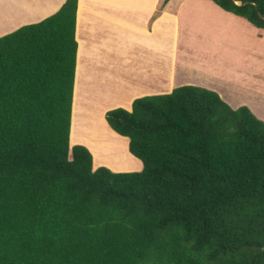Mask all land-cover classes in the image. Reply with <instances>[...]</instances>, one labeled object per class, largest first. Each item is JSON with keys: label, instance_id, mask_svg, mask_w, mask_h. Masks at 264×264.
<instances>
[{"label": "trees", "instance_id": "16d2710c", "mask_svg": "<svg viewBox=\"0 0 264 264\" xmlns=\"http://www.w3.org/2000/svg\"><path fill=\"white\" fill-rule=\"evenodd\" d=\"M211 1L264 29V0ZM75 18L0 36V264H264V122L179 85L105 113L140 170L94 168L69 145Z\"/></svg>", "mask_w": 264, "mask_h": 264}, {"label": "crops", "instance_id": "0c3cea01", "mask_svg": "<svg viewBox=\"0 0 264 264\" xmlns=\"http://www.w3.org/2000/svg\"><path fill=\"white\" fill-rule=\"evenodd\" d=\"M64 1L0 0L1 5L12 6V13L8 15L0 11V36L53 14ZM197 9L202 16L196 17ZM217 35L221 38L214 41ZM74 36L77 48L69 143L85 145L92 152L94 168L103 165L112 171H138L142 162L128 152V141L124 136V147L130 158L126 157L122 163L120 155L115 154L125 152L116 151L113 143L102 140V132L98 141L108 157L125 166L115 168L106 160L97 161L90 143L97 137L98 130L76 137L73 131L75 118L81 131L86 132L89 128L81 122L80 115L91 118V111L100 108L99 115L105 127L116 136L104 121L105 110L119 105L129 110L134 97L161 93L156 87L158 71L164 73L161 75L168 86L165 93L175 86L173 78L178 71L187 76L182 84L216 91L232 108L244 105L254 115L257 109L264 111V29L223 10L211 0H168L165 3L164 0H76ZM204 37L213 40L204 41ZM203 43L212 44V50L204 48L206 55L213 53L205 60L210 67L219 64L231 74L235 61L252 69L245 76L252 79L245 86L251 85L250 98L236 102L223 96L221 86L228 84L231 76L226 78L214 70H203L200 54L189 50V47L200 49ZM221 50L230 60L219 62L214 59ZM239 51L245 52L240 60L237 59ZM232 84L235 91H247L236 82Z\"/></svg>", "mask_w": 264, "mask_h": 264}, {"label": "rangeland", "instance_id": "374dc122", "mask_svg": "<svg viewBox=\"0 0 264 264\" xmlns=\"http://www.w3.org/2000/svg\"><path fill=\"white\" fill-rule=\"evenodd\" d=\"M4 5H1L0 4V8H1V10L0 11H2L1 12V14H4V15H8V13H12V6L10 7V6H8L6 3H3ZM216 7V6H215ZM197 13L195 14L196 15V17H199V16H202L201 14H200V11H199V9H197V11H196ZM138 16V15H137ZM139 17V16H138ZM221 33V32H220ZM218 37H217V39L216 40H214V41H218L220 38H221V36L220 35H217ZM208 41V40H213L211 37H204V41ZM182 43H183V39L182 40H180V45H182ZM203 46H202V48H195L194 49V47H189V50H191L192 52H197V53H199L200 55L199 56H201L202 57V60H203V63H202V66H201V68L203 69V70H214L216 73H219V74H221L223 77H226V78H229L230 76V78H229V82H228V84H224V85H222L221 86V90H223V91H221V93H224V95L223 96H225L228 100H235L236 102H239L240 100H242V99H248V98H250L249 97V90H250V88H251V85L250 86H248V87H245V86H247L249 83H250V81L252 82V79H250V78H248L247 79V77H245L246 75H249L250 73H251V71H252V69L251 68H245V67H243L241 64H238V63H236L235 61L232 63V66H233V68H232V70H231V74H230V72L227 70V69H225V68H223V67H221L219 64H218V66L217 65H215V67H210L206 62H205V60L207 59V57H211V56H213V53H210L209 55H206V51H205V49L204 48H207V49H210L211 48V50H212V44H211V46H210V44H205V43H203L202 44ZM222 49L223 50H225V48H223L222 47ZM222 52V50L220 51V54H215L214 55V59L215 60H218L219 62L220 61H226V60H230V57H227L225 54H223V53H221ZM242 55H245V52H243V51H239L238 52V55H237V59H241L242 58ZM234 58H236V57H234ZM198 63H200V61H198ZM197 63V64H198ZM161 74H164L163 72H160V71H158V76H157V89H158V91H160L161 93H165L166 92V89L168 88V86H167V83L165 82V78L161 75ZM174 81H173V84L175 85V86H178V85H181L182 84V82H184L186 79H187V76L185 75V74H182V73H180V72H178V71H176L175 72V76H174ZM130 80L132 81L133 79L132 78H130ZM232 82H236L237 83V85L238 86H243V87H245V89L247 90V91H235V88L233 87V84H232ZM183 85V84H182ZM173 86V85H172ZM174 86V87H175ZM174 87H172V88H174ZM171 88V89H172ZM108 92H110V91H108ZM216 92V91H215ZM150 94H152V93H150ZM141 96H144V95H141ZM137 97H140V96H136V97H134L133 99H132V101L135 99V98H137ZM132 101H131V103H132ZM72 104V103H71ZM116 107H122V108H124V106L123 105H119V106H116ZM116 107H112V108H108V109H106L105 110V112H104V121H105V123L108 125V123H107V121H106V119H105V113H106V111L107 110H109V109H113V108H116ZM126 109V108H125ZM128 109V108H127ZM99 110H100V108H95V109H93L92 111H91V114L93 115L91 118H88V116L87 115H85L84 117H82L81 115H80V117H81V122H84L86 125H87V127L89 128V129H87V131L86 132H82V134H84V135H86V134H91V133H93V131L94 130H98V134H97V139H100L101 138V132L99 131L100 129L99 128H97V129H94V128H96V127H98L99 125H98V123H100V124H102L103 123V120L101 119V117H100V115L99 114H101V111L99 112ZM97 113V114H96ZM255 115L256 116H258V118H259V116H262L261 117V119H262V121L264 122V111H263V109H261V111H260V109H257V110H255ZM70 120H71V118H70ZM104 124V123H103ZM104 126H105V124H104ZM109 126V125H108ZM110 127V126H109ZM111 128V127H110ZM112 129V128H111ZM84 130V129H83ZM109 131V130H108ZM110 132V131H109ZM115 132V131H114ZM116 133V136H118V137H120V138H122L123 140H124V136L123 135H120V134H118L117 132H115ZM72 134V133H71ZM115 135V134H114ZM69 138H70V132H69ZM126 139H127V141L129 140L127 137H125ZM94 140H95V138L92 140L93 142H94ZM90 144H92L93 146L95 145V143H90ZM69 145H70V143H69ZM74 145V144H73ZM80 145H83V144H80ZM70 146H72V145H70ZM83 146H85V145H83ZM86 147V146H85ZM87 148V147H86ZM88 149V148H87ZM127 149H128V145H127ZM89 150V149H88ZM94 150H95V152H96V154H97V156H96V160L97 161H103V160H106V161H108L109 163H111L112 164V166H114L115 168H118V167H124L125 165H122V163H123V161L126 159V157H129L130 158V156L127 154V152H126V150H125V154L124 153H122V154H115L114 152V154L115 155H120L119 157H120V159H121V161H122V163L121 162H115L116 161V159H113V158H110V157H108L109 155H108V153L105 151V149L101 146V147H99V146H97L96 148H94ZM89 152H90V150H89ZM128 152H129V150H128ZM91 153V157H92V163H93V155H92V152H90ZM130 153V152H129ZM132 154V153H131ZM122 155V156H121ZM136 157V156H135ZM134 157V158H135ZM136 158H138V157H136ZM118 159V158H117ZM139 159V158H138ZM140 160V159H139ZM142 168V167H141Z\"/></svg>", "mask_w": 264, "mask_h": 264}, {"label": "bare ground", "instance_id": "6f19581e", "mask_svg": "<svg viewBox=\"0 0 264 264\" xmlns=\"http://www.w3.org/2000/svg\"><path fill=\"white\" fill-rule=\"evenodd\" d=\"M98 125L99 126L97 128H99L100 129L99 131L102 132V140H104L105 142L113 143L114 149L116 151L125 152L124 140L118 136H115L111 132H109L103 124H98ZM73 131L76 137H79V135L82 133L81 128L77 124L76 118H75V121L73 122ZM96 131H95V135H96ZM93 143H95L94 148H96L97 146L101 147V141H98L97 138H95Z\"/></svg>", "mask_w": 264, "mask_h": 264}, {"label": "water", "instance_id": "95a60500", "mask_svg": "<svg viewBox=\"0 0 264 264\" xmlns=\"http://www.w3.org/2000/svg\"><path fill=\"white\" fill-rule=\"evenodd\" d=\"M237 3H239V1H237Z\"/></svg>", "mask_w": 264, "mask_h": 264}]
</instances>
